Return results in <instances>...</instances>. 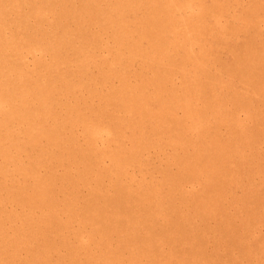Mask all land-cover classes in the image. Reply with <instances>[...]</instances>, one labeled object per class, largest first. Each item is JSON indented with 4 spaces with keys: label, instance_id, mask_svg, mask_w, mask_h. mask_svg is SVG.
<instances>
[{
    "label": "bare ground",
    "instance_id": "obj_1",
    "mask_svg": "<svg viewBox=\"0 0 264 264\" xmlns=\"http://www.w3.org/2000/svg\"><path fill=\"white\" fill-rule=\"evenodd\" d=\"M264 0H0V264H264Z\"/></svg>",
    "mask_w": 264,
    "mask_h": 264
},
{
    "label": "rangeland",
    "instance_id": "obj_2",
    "mask_svg": "<svg viewBox=\"0 0 264 264\" xmlns=\"http://www.w3.org/2000/svg\"><path fill=\"white\" fill-rule=\"evenodd\" d=\"M264 228V227H263Z\"/></svg>",
    "mask_w": 264,
    "mask_h": 264
}]
</instances>
